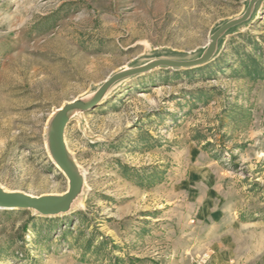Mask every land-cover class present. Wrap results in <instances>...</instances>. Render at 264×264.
Masks as SVG:
<instances>
[{"label":"rangeland","instance_id":"1","mask_svg":"<svg viewBox=\"0 0 264 264\" xmlns=\"http://www.w3.org/2000/svg\"><path fill=\"white\" fill-rule=\"evenodd\" d=\"M249 2L0 0V189L58 201L57 108L203 56ZM215 45L67 114L78 190L0 205V264H264V0Z\"/></svg>","mask_w":264,"mask_h":264},{"label":"water","instance_id":"2","mask_svg":"<svg viewBox=\"0 0 264 264\" xmlns=\"http://www.w3.org/2000/svg\"><path fill=\"white\" fill-rule=\"evenodd\" d=\"M255 0H250L248 6L246 7L244 13L242 16L236 17V19L228 21L223 23L219 28L216 29V31L211 35L210 37V43H209V48L207 49V52L199 57L195 58L192 60L188 61H182V60H170L166 58L162 59H155L147 62V64L137 66V67H132V69H127V70H121L118 71L117 73L111 75L106 79L102 85L98 88V90L95 92L94 96L87 101V103H83L82 101L78 99H73L70 102H67L63 104L62 106H59L57 108V111L55 113V116L53 117L52 120V140L54 141V145L56 147V158L57 162L61 168L67 175V178L69 180V185L70 189L69 191L66 192L65 195L59 198L58 201L52 202V203H47L41 201L39 198L28 195L25 193L21 192H7L2 189H0V205L1 206H14V205H20V206H32L36 210L42 212V213H53V212H58L61 209L66 208L69 203L72 201L71 199L74 197V194L78 190V182H77V176L75 173L72 172V170L69 169L67 163H66V155H65V149H64V142L61 138V133L60 129L62 126V120L67 117V114L74 108L80 109V110H85L88 106H93L95 103H97L98 100L102 97L104 94L103 92L106 91L107 87L114 81H116L118 78H123V77H129L134 74L146 72L149 69H152L157 66H162V65H168L172 67H192L195 65H199L202 63L207 62V60L212 56L214 50H215V41L217 37L222 34V32L232 26L235 25L236 23L244 20L248 16V12L254 3Z\"/></svg>","mask_w":264,"mask_h":264},{"label":"trees","instance_id":"3","mask_svg":"<svg viewBox=\"0 0 264 264\" xmlns=\"http://www.w3.org/2000/svg\"><path fill=\"white\" fill-rule=\"evenodd\" d=\"M125 78H127V77H125Z\"/></svg>","mask_w":264,"mask_h":264}]
</instances>
